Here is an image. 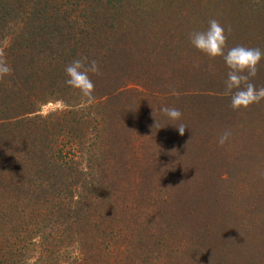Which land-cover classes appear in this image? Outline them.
I'll list each match as a JSON object with an SVG mask.
<instances>
[{"label":"trees","instance_id":"16d2710c","mask_svg":"<svg viewBox=\"0 0 264 264\" xmlns=\"http://www.w3.org/2000/svg\"><path fill=\"white\" fill-rule=\"evenodd\" d=\"M85 1L0 0V58L13 69L0 79V264L257 263L248 256L254 254L253 238L234 239L240 236L232 230L245 237L256 231L239 229L241 221L225 202H238L231 189L264 166L258 158L245 164L244 152L233 163L232 143L218 145L223 117L213 116L229 105L210 102L198 129L191 107L165 94H159L165 98L161 106L178 108L180 120L157 109L143 113L160 92L151 80L155 65L148 64L156 58L158 36L147 40L132 25L125 0ZM246 7L248 18L257 17L243 20L247 25L240 29L249 33L233 32L225 52L237 45L264 51V0ZM141 19L145 27L153 17ZM81 57L100 67L99 75H91L90 103L64 84L65 67ZM147 64L145 81L154 88L137 91L130 82L142 79ZM257 75L264 81V59ZM57 101L64 109L39 113ZM179 124L187 127L182 136ZM141 151L153 152L149 162ZM244 170L247 175L239 174ZM257 187L264 189L263 182ZM243 209L252 216L248 205ZM120 231L143 252L176 248L162 256L126 254L120 261L108 253L107 242L116 243Z\"/></svg>","mask_w":264,"mask_h":264},{"label":"rangeland","instance_id":"374dc122","mask_svg":"<svg viewBox=\"0 0 264 264\" xmlns=\"http://www.w3.org/2000/svg\"><path fill=\"white\" fill-rule=\"evenodd\" d=\"M78 1V6L86 2L85 0ZM98 1H100L101 4L105 2L104 0ZM262 1L263 0L123 1L122 3L128 5L129 14L131 16L130 20L133 22L132 25L134 24L136 27L142 29L147 40H151L153 36H158V41L155 46L156 49L153 51V57L156 58L148 64L155 65V68L154 66L150 67L156 74L153 75V72L151 73V80L156 82L155 85L160 92L158 93L156 89H154L151 93H158V99L155 101H147V104L144 105L145 107H142L141 111L147 115L150 114L153 109L159 110L162 107L161 103L163 104L164 102L163 99H165L159 94H165L167 98L172 99L170 101L174 99L176 102L182 103L184 109L188 106L191 107L192 117H197V119L193 121L194 126L198 129V127H202L198 119L200 116H206L208 110L206 107H210V102L224 106L227 104L229 105L230 99L223 95L224 81L227 79L228 72L223 59L217 57L212 60L198 52L190 44L189 34L192 32L204 31L208 27V21L210 19H217L225 27L226 35L228 36L226 43L232 46L233 32L239 35H241L242 31L244 34L249 33L240 29L241 25L244 26V28L247 25L243 20L246 18L249 20L253 16L257 17V14L253 13L251 14L252 16L248 18L249 13L246 7L247 4L251 3L259 6ZM72 8L75 7L72 5ZM82 11L83 9L80 10L81 14ZM92 12L91 10L90 12L86 11V13H90V15ZM152 12L153 15H150ZM124 13L125 11L119 14L118 17H121V15L123 16ZM106 16H109L108 13H106ZM111 16L112 18H116V15ZM148 16L153 17V19L144 22L146 24L145 27L139 24L144 20L141 18ZM130 25L131 23L128 24V26ZM253 26H255V24ZM229 28L231 29L230 33L227 31ZM148 64L146 66V71L144 69L145 73L141 74L142 79L140 80L138 79L140 77H138L137 80L140 81H135L138 83L130 82V87L136 88L137 91H142L143 88L146 87H150V89L154 88L152 82L148 80V82L145 81V76H148L150 73ZM159 74L163 75L160 76ZM260 79L261 77L259 75L252 79L257 89L260 88L261 84L264 85V81H260ZM145 92H147V90ZM208 102L209 104H207ZM61 109H64V107L59 101L50 102L42 105L39 109V113L41 115H46ZM241 110H239V112ZM263 113L264 100L258 104H253L240 114L230 108L227 109L226 113L220 116H213L214 118L223 117L222 120L218 121V123H220L218 125L222 132L225 130H232L231 139H229L228 142L232 143L233 152L231 151V159L233 163L237 162V156L240 157L238 154L244 152L243 158L245 159L241 161H244L245 164L247 161H253V159L255 161L256 158H258V161L264 166V117L261 119ZM236 116H238V118ZM250 116H253V121L255 123H252ZM210 121L209 119V123H207L215 125L211 124ZM141 126H145L142 120ZM142 138H145V132L142 133ZM152 154L153 152H147L145 154L141 151V156H145V162L150 161ZM174 157L175 155L172 154L171 159ZM179 157L180 156H176L177 161ZM249 163L253 164V162ZM259 168H261L259 171H251L248 175L245 170L239 173L247 176H244L243 183L231 189L229 194L236 193L240 200L235 202L232 198L229 199L225 202V210L233 208L236 218H239L241 221L237 227L244 233L249 228L256 231L254 235L245 237L246 234L244 235L236 229L232 230L233 233L240 236L234 237V239H239L243 242L247 241L248 238L250 240V237L253 238L250 244L256 245L253 250L254 254H248V256H253V259L255 257L258 260L255 264H264V228L262 229V227H264V195L259 199L257 197L260 193L264 194V189L257 187L260 182L264 184V167L262 168L259 165ZM249 176H252V178L249 179ZM244 205H248L251 208L252 216H248L247 213L243 212ZM152 224L158 225L160 223L154 222ZM253 225L255 227H253ZM156 230L155 227H152V231ZM261 231H263V233ZM107 242L111 245L108 253L115 255L120 261L124 260L126 254H160V256H162L169 248H172V250H174V247L176 248L175 245L171 244L163 251L158 249L153 252L145 249V252H143L144 250L140 251L136 247H133L132 235L123 231L117 234L115 239L117 244L110 241ZM180 243L181 246L178 251H181L184 246L182 240H180ZM166 254H168V252Z\"/></svg>","mask_w":264,"mask_h":264},{"label":"clouds","instance_id":"9594fccd","mask_svg":"<svg viewBox=\"0 0 264 264\" xmlns=\"http://www.w3.org/2000/svg\"><path fill=\"white\" fill-rule=\"evenodd\" d=\"M229 33L231 29L227 30ZM190 44L209 59L220 57L226 65L227 79L224 81L223 95L230 99L229 107L234 111L247 109L253 104L264 100V87L257 89L252 79L257 76L258 65L264 59V51L260 48L237 45L225 52L227 35L225 27L217 20L210 19L204 31L189 34ZM13 69L6 59L0 58V79L11 75ZM64 84L77 92L82 99L91 102L94 97L95 85L91 75H99L100 67L97 60L88 57L74 59L64 69ZM159 111L170 121L180 120L182 113L178 108L162 106ZM182 136L187 128L184 124L175 126ZM230 130L219 134L217 143L223 146L231 137Z\"/></svg>","mask_w":264,"mask_h":264}]
</instances>
